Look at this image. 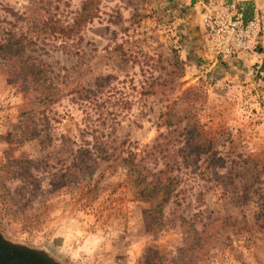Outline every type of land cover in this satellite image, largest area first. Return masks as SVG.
Segmentation results:
<instances>
[{"label":"rangeland","instance_id":"obj_1","mask_svg":"<svg viewBox=\"0 0 264 264\" xmlns=\"http://www.w3.org/2000/svg\"><path fill=\"white\" fill-rule=\"evenodd\" d=\"M249 2L264 14V0ZM231 3L0 0L1 26L17 12L15 29L58 88L46 106L0 59L5 238L63 264H181L198 250L182 215L207 228L196 264H264V87L256 93L204 48L203 17ZM191 86L203 96L185 102ZM189 137L204 151L181 150ZM79 148L93 157L85 178L69 174ZM144 150L159 154V167L166 154L176 161L163 226L145 221L151 202L118 164Z\"/></svg>","mask_w":264,"mask_h":264},{"label":"trees","instance_id":"obj_2","mask_svg":"<svg viewBox=\"0 0 264 264\" xmlns=\"http://www.w3.org/2000/svg\"><path fill=\"white\" fill-rule=\"evenodd\" d=\"M8 11L12 19L6 22V26H1L2 21L0 20V30L3 33L0 38V59L9 62L11 68L18 73L21 85L36 91L39 94V100L47 106L55 102L58 88L51 77H49L47 68L44 67L42 61L31 54L29 49L31 39L26 34L19 33L15 29V23L21 17L13 9H8ZM244 16L247 18V14L244 13ZM202 96L203 92L199 88L191 86L181 92L180 99L185 102H196ZM191 139L193 137L185 140L181 150L183 149L188 153L203 152L204 148L196 145ZM50 141L48 134H46V145ZM152 147L154 149L155 145ZM72 156L73 160L70 164L72 170H70L69 174L75 175L79 173V177L83 178L90 176L93 171V157L90 150L88 148H79ZM163 157H166L167 161L164 162L162 167L158 166L160 162L159 154L150 150L147 152L144 150L143 154L138 155L137 158L122 159L118 162L119 165L124 163V177L126 180L134 183L151 202L150 207L144 210L145 221L150 226L164 225L166 219L165 209L167 206L175 204V198L177 197L179 179L177 175L173 174L176 161L169 157L168 154ZM117 158L113 154H108L105 160L110 161V159H113L115 162ZM177 219L180 226L185 227L187 233L193 236L197 243L196 247H198V250H195V247L192 248L186 262L182 261L181 264H196L201 251L207 247L205 242L209 238L206 235L207 228H203L201 231L197 230L195 226L197 221L187 219L182 215L178 216Z\"/></svg>","mask_w":264,"mask_h":264},{"label":"built area","instance_id":"obj_3","mask_svg":"<svg viewBox=\"0 0 264 264\" xmlns=\"http://www.w3.org/2000/svg\"><path fill=\"white\" fill-rule=\"evenodd\" d=\"M203 25L206 54L214 58H228L259 40L264 27V14L253 8L246 18L237 4H222L207 12Z\"/></svg>","mask_w":264,"mask_h":264},{"label":"crops","instance_id":"obj_4","mask_svg":"<svg viewBox=\"0 0 264 264\" xmlns=\"http://www.w3.org/2000/svg\"><path fill=\"white\" fill-rule=\"evenodd\" d=\"M228 2H234L242 11L247 14V17L251 11L253 4L249 0H227ZM256 43L250 44L245 50L238 53L236 56L222 58L219 60L220 64L228 65L234 64L235 70L228 71L232 75L236 74L240 80L250 81L252 89H256L255 92H263L264 87V35H262ZM261 45V47L259 46ZM262 48V49H261ZM218 62V61H217ZM228 73V74H229ZM258 80H255L254 78ZM262 89H259V87Z\"/></svg>","mask_w":264,"mask_h":264},{"label":"water","instance_id":"obj_5","mask_svg":"<svg viewBox=\"0 0 264 264\" xmlns=\"http://www.w3.org/2000/svg\"><path fill=\"white\" fill-rule=\"evenodd\" d=\"M0 264H63L48 251L14 242L0 232Z\"/></svg>","mask_w":264,"mask_h":264}]
</instances>
